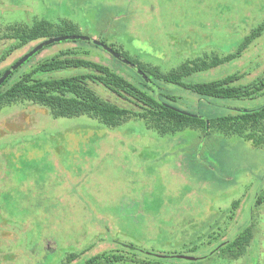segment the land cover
<instances>
[{
    "label": "rangeland",
    "instance_id": "1",
    "mask_svg": "<svg viewBox=\"0 0 264 264\" xmlns=\"http://www.w3.org/2000/svg\"><path fill=\"white\" fill-rule=\"evenodd\" d=\"M34 19L53 23L58 34L61 23H72L77 36L102 38L125 59L167 74L236 52L264 21V0H0V35ZM65 46L88 48L87 59L132 75L83 41L52 44L21 69ZM232 75L241 84L264 76V33L239 58L186 82ZM160 86L178 108L208 116L229 112H211L210 104L244 110L264 104V95L197 104L189 91ZM248 224L252 239L240 257L215 254L193 264H264V147L213 130L206 137L190 129L162 136L139 119L116 129L86 117L54 119L30 103L0 109V264H75L71 256L115 250L119 242L202 257Z\"/></svg>",
    "mask_w": 264,
    "mask_h": 264
},
{
    "label": "trees",
    "instance_id": "2",
    "mask_svg": "<svg viewBox=\"0 0 264 264\" xmlns=\"http://www.w3.org/2000/svg\"><path fill=\"white\" fill-rule=\"evenodd\" d=\"M61 24L59 34L56 33L55 25L46 19H34L29 24L7 28L5 33L0 35V64L13 52L30 44L36 43L37 45L49 38L78 35V28L72 23L63 22ZM263 33L264 21L242 40L236 52L221 60L213 57L209 62L206 60L192 61L167 74L161 73L157 67L152 68L137 61L125 59L119 49L109 46L102 38L98 39L143 73L147 80L155 86L157 93L132 66L120 62L109 53L114 60L129 67L132 75H125L111 65L87 59L88 48L65 46L58 53L37 60L36 65L29 71L22 70L24 64L18 67L0 86V109L17 103H30L47 109L54 119L86 117L98 121L109 129H116L130 120L139 119L145 122L148 129L162 136L174 135L190 129L199 131L201 136L206 137L213 130L221 132L224 136L240 137L254 147H264V104L250 110L210 104L208 110L211 112L227 109L234 113L227 112L220 115L214 113L208 116L202 114L199 108L194 110L178 108L177 98L171 96L160 86L169 84L189 91L197 97V104L213 99L238 100L263 96L264 76H259L247 84H241L240 75L227 76L205 83L186 82L193 74L209 70L224 61L239 58ZM79 41L81 40L61 42ZM83 42L103 50L90 42ZM25 53L14 58L9 65L0 68V77ZM262 202L263 198L257 197L254 205L259 206ZM238 203V201L232 203V209H237ZM251 239L252 232L248 224L232 238L222 240L221 243H227L211 256L220 254L225 259H236L246 252ZM115 245H117L115 250L98 252L89 256L71 257L76 260L75 264H169L171 261L165 260L166 258L153 257L137 250L156 255H175V253L148 251L135 246L133 247L137 250L127 249L118 243Z\"/></svg>",
    "mask_w": 264,
    "mask_h": 264
},
{
    "label": "water",
    "instance_id": "3",
    "mask_svg": "<svg viewBox=\"0 0 264 264\" xmlns=\"http://www.w3.org/2000/svg\"><path fill=\"white\" fill-rule=\"evenodd\" d=\"M66 40H81V41H86V42H90L94 45H97L99 47H101L104 51H106L107 53H109L113 58L119 60L120 62L130 65V62L122 59L120 57L119 54H117L116 52H114L111 48L105 46L104 44H102L100 41L92 39V38H86V37H80V36H65V37H60V38H49L47 40H44L42 42H40L39 44H37L36 46H34L29 52H27L25 55H23L18 61H16L8 70H6L2 76L0 77V86L4 83V81H6V79L18 68L20 67L22 64H24L28 59H30L32 56H34V54H36L37 52H39L41 49H43L44 47L53 44V43H59L61 41H66ZM132 66V68L135 69V71L155 90L156 92V88L154 85H152L146 78V76L141 73L139 70L136 69V67L134 65H130ZM157 93V92H156ZM227 242L221 243L219 244L215 249H213L209 254L202 256V257H193V256H188V255H184V254H175V255H171V256H166V255H156L150 252H145L143 250H137L136 248H134L133 246H128V245H121L124 248L127 249H135L137 251H140L141 253L144 254H148L150 256L153 257H159V258H172V259H182V260H186V261H190V262H196V261H200L202 259L208 258L209 256H211L214 252H216L221 246L225 245Z\"/></svg>",
    "mask_w": 264,
    "mask_h": 264
},
{
    "label": "flooded vegetation",
    "instance_id": "4",
    "mask_svg": "<svg viewBox=\"0 0 264 264\" xmlns=\"http://www.w3.org/2000/svg\"><path fill=\"white\" fill-rule=\"evenodd\" d=\"M98 39H99V38H98ZM98 39H97V40H98ZM39 43H40V42H39ZM39 43H38V44H39ZM34 46H36V43H35V44L33 43L32 46H31L30 48H32V47H34ZM107 46H108V45H107ZM110 48H111V47H110ZM28 49H29V48H28ZM111 49H112V48H111ZM27 51H28V50H27ZM27 51H26V53H27ZM29 51H30V50H29ZM29 51H28V52H29ZM113 51H114V50H113ZM26 53H25V54H26ZM120 243H121V242H119L118 244H120ZM116 244H117V243H116Z\"/></svg>",
    "mask_w": 264,
    "mask_h": 264
}]
</instances>
